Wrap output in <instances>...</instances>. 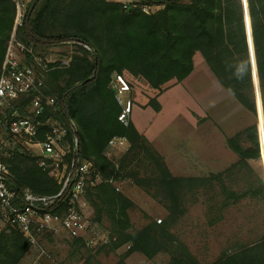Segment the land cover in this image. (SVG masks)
Here are the masks:
<instances>
[{"label": "trees", "instance_id": "obj_1", "mask_svg": "<svg viewBox=\"0 0 264 264\" xmlns=\"http://www.w3.org/2000/svg\"><path fill=\"white\" fill-rule=\"evenodd\" d=\"M135 1L125 4L114 0H32L16 35L37 54L52 46H73L68 64L49 63L43 92L58 99L60 111L54 114L55 118L62 123L75 122L80 155L90 160L102 177L100 182L94 177L88 181L85 199L94 209L96 223L101 224L104 218L109 222L110 250L130 244L117 264H125L124 258L134 252L148 259L166 252L170 255L168 264H201L169 228L181 215L186 193L211 188L216 180L225 197L222 209L247 196L264 200V179L259 176L249 181L242 193L229 189L222 181L224 174L234 168L247 167L254 173L248 161L259 159L264 153L258 133L263 124L258 127L253 123L228 138L239 160L225 172L207 177L174 176L148 138L132 122L124 126L118 120L121 108L110 86L111 79L114 73L126 71L161 90L172 80L186 79L194 70V55L200 52L220 84L259 119L254 92L256 74L264 121V0ZM244 3L248 6L247 16ZM143 6L160 8L147 13ZM16 15L15 0H0V72ZM247 18L251 24L248 29ZM29 101L27 98L18 106L21 112ZM150 105L157 112L161 110L156 98L151 99ZM13 109L12 105L6 113L10 115ZM116 136L130 142L119 162L107 156L109 141ZM243 137L250 146H242ZM21 147L23 151L12 152L6 160L13 186L41 195L58 193L61 186L54 176L39 166L38 157L26 145ZM121 178L131 179L150 197L162 201L168 212L162 223L151 221L132 230L129 209L134 206L133 201L111 181ZM84 246L83 237L72 238V250L81 253ZM30 249V242L15 227L0 231V264H20ZM82 258L83 264H106L91 251ZM213 264H264V234L222 254Z\"/></svg>", "mask_w": 264, "mask_h": 264}, {"label": "rangeland", "instance_id": "obj_2", "mask_svg": "<svg viewBox=\"0 0 264 264\" xmlns=\"http://www.w3.org/2000/svg\"><path fill=\"white\" fill-rule=\"evenodd\" d=\"M15 1L17 3V26H15L11 39L14 35L18 39L16 35L18 25L22 22L21 19L27 13L28 4L32 0ZM114 1L136 3L135 0ZM246 3L244 4L247 16ZM148 8L143 6V10ZM159 8H149L148 11L155 12ZM250 25L247 18L246 28H250ZM72 51L71 44H62L39 50L38 55L46 65L54 61L68 64ZM19 54L24 55L20 51ZM194 65L193 72L186 79L181 82L172 80L166 83L161 90L153 89L144 79L124 72L132 85L135 102L131 122L141 128L143 133L165 153L163 155L159 152L174 176L207 177L213 173L225 172L239 160L237 154L230 148L228 138L235 136L253 123H257L258 127L263 124L258 133L264 146V121L261 116L263 104L259 96L256 74H254V92L259 119L246 110L220 84L200 52L194 55ZM48 71V68L47 70L37 69L43 81ZM159 95H161L162 111L156 114L160 111H155L150 102L151 99H157ZM27 98L24 97L20 99L21 101L19 100L20 102L12 105L17 104L16 106L20 107L21 102ZM12 105L5 107L7 112L11 111ZM0 137L3 139L8 137L4 125H0ZM240 142L244 147L250 146V142L244 137ZM129 148L128 140L113 146L108 144L107 156L119 162ZM16 149L23 151L22 147L17 146ZM37 151L40 152L39 149ZM248 163L254 169V173L249 172L247 167H242L234 168L230 174H224L222 181L229 189L242 193L247 189L249 181H254L258 176L264 179V153L259 159H250ZM112 183L118 191L126 194L133 201L134 206L129 209L133 223L132 230H139L151 221L159 224L158 220L166 217L168 212L162 201L150 197L131 179H112ZM211 185V188H200L197 191L186 193L181 215L169 228V231L186 245L201 264H213L222 254L232 252L264 234V200L247 196L238 203L222 209L220 206L225 197L221 194L220 184L216 180ZM86 202V215L91 220L92 226L83 237L85 246L81 253L72 250L70 248L72 238L66 232L59 231L47 235L44 239V244L50 254L48 258L56 260L58 264H83V255H88L91 251V254H95L97 260L101 262L119 263L127 254L130 244L120 247L122 248L120 254L116 250H110L109 222L104 218L101 224L96 223L94 209L88 201ZM6 227L7 225L0 221V231ZM37 256V251L33 250L32 255L29 254L27 259L23 257L20 264H31ZM140 257L138 260L142 259V256ZM136 260L137 258L133 260L135 264L141 263ZM149 260L152 264H168L170 255L161 252Z\"/></svg>", "mask_w": 264, "mask_h": 264}, {"label": "built area", "instance_id": "obj_3", "mask_svg": "<svg viewBox=\"0 0 264 264\" xmlns=\"http://www.w3.org/2000/svg\"><path fill=\"white\" fill-rule=\"evenodd\" d=\"M148 9L144 11L149 13ZM39 68L47 70L48 65L14 35L0 72V125H4L8 134L7 139L0 137V221L18 229L31 247L37 249V264L42 258L50 257L44 244L47 235L64 231L73 238L84 237L89 232L92 223L86 215V188L92 177L97 182L102 180L93 163L80 155L75 122L62 123L55 118L54 114L60 111L58 99L44 94V81L37 73ZM110 86L121 108L118 120L129 126L135 104L132 85L124 74L114 73ZM24 97L30 101L23 112L16 104L8 115L5 107ZM47 114L50 116L45 118ZM40 135L43 138L39 139ZM123 141H127L126 137H113L109 146ZM21 144L28 146L38 157L39 166L54 176L61 186L58 193L41 195L13 186V175L6 160ZM53 208L58 211L52 212Z\"/></svg>", "mask_w": 264, "mask_h": 264}, {"label": "crops", "instance_id": "obj_4", "mask_svg": "<svg viewBox=\"0 0 264 264\" xmlns=\"http://www.w3.org/2000/svg\"><path fill=\"white\" fill-rule=\"evenodd\" d=\"M161 95H162V94H161ZM161 95H159V97L157 98V100H158V102H159L160 105H161V111H162V104H161V102H160V97H161ZM161 111L158 112V113H156V114L161 113ZM136 128H137V129H138L143 135H145V134L143 133V131L141 130V128H139L138 126H136ZM145 136H146V135H145ZM146 137H147V136H146ZM147 138H148V140L151 142V144H153V146H154L155 148H157L158 152H160V153L163 154V155L165 154L161 149H159V148L156 146V144H155L152 140L149 139V137H147ZM165 156H166V155H165ZM170 167H171V166H170ZM171 168H172V167H171ZM33 250H36V251H37L36 248L32 247V248L26 253V255L24 256L23 259H25V257H26V259H27V257L29 256V254H30V256H31ZM116 252H117L118 254H120V253L122 252V248H119L118 250H116ZM37 253H38V251H37ZM140 256H142V259H141V260H138L139 258H141ZM37 258H38V256L36 257V259L33 260V262H32L31 264H37V263H36V262H37ZM136 258H137L136 261H141L140 264H152L151 261H150L145 255H143V254H141V253H139V252H134V253H131L130 255H128V256L125 258V264H135V262H134L133 260L136 259ZM145 261H146V262H145ZM40 264H58V262H57L56 260H51V259H49V258L44 257V258L41 259V263H40Z\"/></svg>", "mask_w": 264, "mask_h": 264}, {"label": "water", "instance_id": "obj_5", "mask_svg": "<svg viewBox=\"0 0 264 264\" xmlns=\"http://www.w3.org/2000/svg\"><path fill=\"white\" fill-rule=\"evenodd\" d=\"M131 8V7H130Z\"/></svg>", "mask_w": 264, "mask_h": 264}]
</instances>
